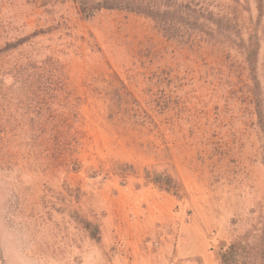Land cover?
<instances>
[{"label": "rangeland", "instance_id": "1", "mask_svg": "<svg viewBox=\"0 0 264 264\" xmlns=\"http://www.w3.org/2000/svg\"><path fill=\"white\" fill-rule=\"evenodd\" d=\"M111 1L0 0V264H264V0Z\"/></svg>", "mask_w": 264, "mask_h": 264}, {"label": "trees", "instance_id": "2", "mask_svg": "<svg viewBox=\"0 0 264 264\" xmlns=\"http://www.w3.org/2000/svg\"><path fill=\"white\" fill-rule=\"evenodd\" d=\"M116 6H118L117 3L111 0H102L99 2L90 3L86 0H79L80 12L84 18H89L95 13L96 10L102 8H112ZM14 44V42L8 40L6 43L0 46V49L5 50L4 48H9V46H14ZM238 245V242H235L234 244L232 243L226 249L221 251L220 259L222 260V264H235L237 262V256L241 250Z\"/></svg>", "mask_w": 264, "mask_h": 264}]
</instances>
